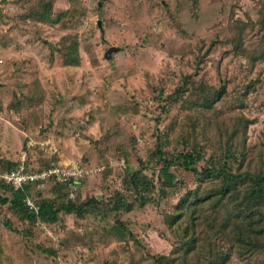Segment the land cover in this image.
I'll return each instance as SVG.
<instances>
[{
  "label": "rangeland",
  "instance_id": "374dc122",
  "mask_svg": "<svg viewBox=\"0 0 264 264\" xmlns=\"http://www.w3.org/2000/svg\"><path fill=\"white\" fill-rule=\"evenodd\" d=\"M48 1L51 18L66 12L56 24L34 17ZM263 4L0 0V172L21 158L31 170L42 167L34 143L51 140L64 159L85 165L77 206L92 201L81 216L60 213L55 224L0 205V264H155L176 253L173 264H207L219 252L226 264H264V247L245 254L216 230L200 233V215L201 241L184 263L191 237L181 219L173 223L175 206L215 183L178 161L169 183L163 161L149 159L160 147L168 158L196 156L198 171L264 170ZM137 171L143 207L132 184ZM55 187L44 196L59 205L64 185ZM0 196L11 193L0 187ZM118 196L133 210L113 211Z\"/></svg>",
  "mask_w": 264,
  "mask_h": 264
},
{
  "label": "trees",
  "instance_id": "16d2710c",
  "mask_svg": "<svg viewBox=\"0 0 264 264\" xmlns=\"http://www.w3.org/2000/svg\"><path fill=\"white\" fill-rule=\"evenodd\" d=\"M51 10V2L48 1L43 5L42 11L34 17L46 23L56 24L59 21L58 19L66 14V12H61L56 15L55 18H51ZM71 62L76 63L74 60H71ZM182 88H184V85H182ZM179 93L180 92L176 95ZM223 93L224 88L217 92L215 99H219ZM203 100H205V102L202 106L205 109H210L212 102L207 101L206 99ZM153 157H158L163 161L160 174L167 177L169 183H172L173 177H169L167 170L174 165L175 161L180 162L185 171L194 174V176H204L205 179L215 183L211 191L206 189L203 191L204 193L202 192L198 195L196 192H192L188 196L185 195L182 198L180 208L178 205L175 206L176 214L171 217L173 223L177 220L180 221L181 219L182 225H184L182 229L183 236L187 238V235H190L191 237L189 250H185L181 256L184 263L187 262L185 258L188 259L195 255L197 244L201 241L200 238L196 237L195 232L197 225L196 220L199 218L198 215L202 216L201 223L205 224V229L200 233H206V235H208L209 231L216 230L217 234L227 237L226 241H229L232 245L231 250L233 249L232 247L236 245L238 252L242 250L246 254L256 253V249L264 247V244L260 245L264 237V170L256 174H252L251 172L233 174L229 170L227 171L224 166L217 169L211 165L198 171L193 167L197 160L196 156L188 153H181L174 158H168L160 147H157V150L151 154L149 159ZM16 165L17 163L9 162V167L6 169V172L15 168ZM139 173L141 172L137 171L133 173L132 184L139 196V205L140 207H143L148 203V200L144 198L138 190L139 182L137 179ZM148 186L151 185L149 184ZM0 187L8 189L11 193V198L0 196V205L10 204V207L14 209L17 214L23 216V218L33 221L37 217L43 224H55L59 219L60 213H76L81 216L82 208L87 207L92 203L91 201L82 204L81 206H77V194L79 191L75 193L76 198L71 201H66V187H61V189L59 188L57 190V199H63V203L59 205H56V202L54 201L55 199H50L48 196L36 192L35 195L38 197L37 204L40 207L38 215L36 216L34 213L28 211L23 204V200L33 193V187L28 185L24 186L22 190L16 191L11 186L1 181ZM167 187L169 186L167 185ZM122 199L123 198L120 196L116 198L112 210L117 211L122 207L123 210L127 212L132 211L133 204L125 205L122 202ZM93 203L97 204L95 201H93ZM202 207H204L202 213L198 214ZM213 254L214 252L210 250L209 255L212 256ZM217 256L219 261L213 262L211 260L207 264L228 263L229 259L225 256V253L219 252L217 253ZM178 257L177 253L174 258L159 256L154 259V262L155 264H173Z\"/></svg>",
  "mask_w": 264,
  "mask_h": 264
},
{
  "label": "built area",
  "instance_id": "2783aa9c",
  "mask_svg": "<svg viewBox=\"0 0 264 264\" xmlns=\"http://www.w3.org/2000/svg\"><path fill=\"white\" fill-rule=\"evenodd\" d=\"M34 144L39 148L46 165L44 164L42 168L31 170L25 165L24 159L21 158L15 168L8 172H0V181L11 186L16 191L22 190L24 186L29 185L33 187V195L36 192L41 193L51 185H64L68 199L70 197L74 198L75 193L79 190L78 185H75L81 184V180L86 174V170L81 167L82 164L78 163V161L73 162L64 159L58 147L51 140H42ZM31 195L23 200V204L28 211L37 216L39 206L37 200H34Z\"/></svg>",
  "mask_w": 264,
  "mask_h": 264
},
{
  "label": "crops",
  "instance_id": "0c3cea01",
  "mask_svg": "<svg viewBox=\"0 0 264 264\" xmlns=\"http://www.w3.org/2000/svg\"><path fill=\"white\" fill-rule=\"evenodd\" d=\"M84 169H86V168H85V165H84ZM54 187H55V185L48 186L47 189L44 190V191H42L41 193L44 195V194H46V192L48 193L49 191H51ZM78 191H79V190H78ZM35 194H36V193H35ZM35 194H34V195L32 194L31 196H33V199H34V200H37V201H38V197H37ZM39 209H40V207H39ZM36 219H37L38 221H40L38 218H36Z\"/></svg>",
  "mask_w": 264,
  "mask_h": 264
},
{
  "label": "water",
  "instance_id": "95a60500",
  "mask_svg": "<svg viewBox=\"0 0 264 264\" xmlns=\"http://www.w3.org/2000/svg\"><path fill=\"white\" fill-rule=\"evenodd\" d=\"M98 25L100 26V22L98 23ZM100 32H101V34L103 35V31H102V29L100 28ZM103 38V37H102ZM109 53V52H108ZM108 57V56H107ZM84 161V160H83Z\"/></svg>",
  "mask_w": 264,
  "mask_h": 264
}]
</instances>
